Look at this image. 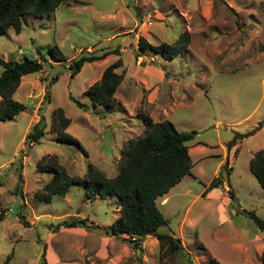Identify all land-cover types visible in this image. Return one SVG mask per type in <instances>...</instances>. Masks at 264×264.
<instances>
[{
    "label": "rangeland",
    "instance_id": "1",
    "mask_svg": "<svg viewBox=\"0 0 264 264\" xmlns=\"http://www.w3.org/2000/svg\"><path fill=\"white\" fill-rule=\"evenodd\" d=\"M21 23L19 33L9 27L0 34V59L37 58L38 49L46 62L40 72L24 75L13 95L26 109L0 121V264L7 258V264H206L210 257L260 264L264 233L240 211L264 218V189L249 170V160L264 147V0H67L48 16L26 14ZM184 32L189 42L172 59L151 50L138 55V36L151 45H173ZM53 45L65 61L48 54ZM115 49L70 77L73 58ZM118 58L123 78L114 104H94L85 91ZM57 107L71 120L65 131L80 146L59 141L51 130ZM38 113L44 135L28 147L25 136ZM145 115L167 119L180 132L196 131L188 144L200 142L191 147L192 172L170 188L168 203L157 198L167 219L158 231L180 238L187 257H161L154 236L135 248L112 234L115 196L88 201L75 185L49 203L34 198L51 177L36 166L44 155H56L73 176H83L88 164L115 176L121 148L141 134ZM19 171L22 197L15 193ZM216 180L221 185L213 192ZM228 183L235 199L226 201ZM20 207L29 226L16 216ZM188 207L194 225L180 230ZM77 216L93 227L61 226Z\"/></svg>",
    "mask_w": 264,
    "mask_h": 264
},
{
    "label": "trees",
    "instance_id": "2",
    "mask_svg": "<svg viewBox=\"0 0 264 264\" xmlns=\"http://www.w3.org/2000/svg\"><path fill=\"white\" fill-rule=\"evenodd\" d=\"M67 0H0V34L12 27L16 33L21 31V19L26 14L36 17H44L53 13ZM189 42L188 33L184 32L173 43V45L159 44L151 45L145 37L138 36L137 52L144 55L148 50L160 54L165 59H172L180 53ZM38 57L27 58L24 56L20 61L2 60L0 64L3 70L0 74V121L12 119L15 115L26 109V105L15 100L13 95L18 88L21 78L26 74L40 72L46 58L35 49ZM117 50H103L99 54L86 52L73 58L68 68L70 77L76 75L84 63L104 59ZM48 54L56 61H65V57L57 45L48 49ZM118 58L103 70L98 81L93 83L85 91L94 104L110 107L114 104V94L120 84L123 75L116 72L121 66ZM57 80V76L51 78L50 82ZM45 99L49 97V90L45 88ZM70 98L83 108L84 105ZM38 120L25 136L24 143L30 147L40 142L44 135V120L38 113ZM53 124L51 130L57 134L61 142L75 143L79 145L75 137L69 135L65 130L71 120L66 117L61 107L52 111ZM144 129L135 138L127 139L120 151L118 172L113 177H107L101 170L92 164L87 165L83 176L70 175L66 168L60 164L56 155H44L37 162V168L41 172L50 174V179L34 193L37 201L49 203L54 195L64 196L71 186L79 185L84 190V199L91 201L96 197L115 196L118 198V216L113 222L111 233L128 234L135 237L128 240L133 247L141 246L142 240L147 236H154L159 243L160 256H174L177 253L187 257L188 253L183 249L180 238L171 233L159 232V228L166 225L167 219L160 211L156 199L166 194L171 187L177 184L185 175L193 170V160L188 153V143L193 142L196 131L180 132L175 125L167 120L154 121L150 116L143 117ZM197 141L194 144H199ZM249 170L258 184L264 189V147L249 160ZM220 181H213L209 189L218 188ZM227 194L231 200L235 199L229 183ZM23 177L21 171L17 174V185L15 193L22 197ZM207 190V189H206ZM204 194V193H203ZM25 205V204H23ZM22 205V206H23ZM23 208L17 210V218L24 226H29L28 221L22 214ZM247 215L255 226L264 233V218L258 216L254 211L241 210ZM5 219L4 209L0 208V221ZM87 218L74 217L64 220L61 226L73 228L77 226L92 228L87 223ZM8 258L3 264H7ZM206 264H222L215 258L210 257ZM260 264H264V246L260 255Z\"/></svg>",
    "mask_w": 264,
    "mask_h": 264
},
{
    "label": "crops",
    "instance_id": "3",
    "mask_svg": "<svg viewBox=\"0 0 264 264\" xmlns=\"http://www.w3.org/2000/svg\"><path fill=\"white\" fill-rule=\"evenodd\" d=\"M195 145L196 144H194V145H190V144H188V146H189V148H188V153H189V155H190V157H191V159H192V152L194 151V149L195 148H192L191 149V147H195ZM196 150V149H195ZM227 156V158H228V154L226 155ZM224 186H226V184H223ZM227 187V186H226ZM216 190H218V188H216L215 190H213V192H216ZM219 192V191H218ZM169 194H170V191H168V193H166V194H164V195H162V196H160V197H162V200H161V203L160 204H163V205H165L166 203H168V198H169ZM203 195V194H202ZM225 195H226V191H225ZM222 196V195H221ZM159 198V197H158ZM226 199V201H228L229 200V197H228V195L225 197ZM156 203H157V199H156ZM158 205V204H157ZM188 209H189V207L188 208H186V210H185V212H184V215H183V218H182V220H181V222H180V230H183L184 228V226L185 227H189V226H192V225H194L193 224V222L190 220V219H188L187 218V213H188ZM161 211V210H160ZM163 214V213H162ZM188 225V226H187ZM174 235V234H173ZM175 236V235H174ZM176 237V236H175Z\"/></svg>",
    "mask_w": 264,
    "mask_h": 264
},
{
    "label": "built area",
    "instance_id": "4",
    "mask_svg": "<svg viewBox=\"0 0 264 264\" xmlns=\"http://www.w3.org/2000/svg\"><path fill=\"white\" fill-rule=\"evenodd\" d=\"M120 235L126 237V239H131V240L135 239V237H130L128 234H125V233H121Z\"/></svg>",
    "mask_w": 264,
    "mask_h": 264
},
{
    "label": "water",
    "instance_id": "5",
    "mask_svg": "<svg viewBox=\"0 0 264 264\" xmlns=\"http://www.w3.org/2000/svg\"><path fill=\"white\" fill-rule=\"evenodd\" d=\"M139 250V249H138Z\"/></svg>",
    "mask_w": 264,
    "mask_h": 264
}]
</instances>
